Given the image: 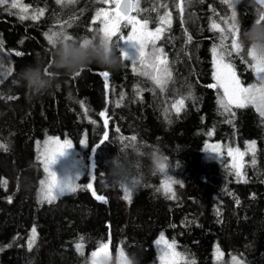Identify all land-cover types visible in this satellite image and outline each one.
Returning <instances> with one entry per match:
<instances>
[{
  "label": "trees",
  "instance_id": "16d2710c",
  "mask_svg": "<svg viewBox=\"0 0 264 264\" xmlns=\"http://www.w3.org/2000/svg\"><path fill=\"white\" fill-rule=\"evenodd\" d=\"M234 1L139 0L140 18L150 28L167 27L161 49L171 76L163 87L123 59L115 44L120 67L93 63L58 75L56 86L39 96L15 86L14 73L38 60L47 63L53 31L90 38L103 27L96 13L107 2L18 0L27 12L11 8V0L0 4V264H85L110 237V251L127 249L141 264H158L161 234L175 242L178 264H230L234 257L264 264V116L252 105L224 112L222 91L209 87L215 82L213 48H227L219 45L220 28ZM235 9L239 37L264 12L255 0H241ZM166 13L170 26L160 22ZM226 59L241 77L251 74L243 49ZM180 99L177 114L172 105ZM132 136L169 161L172 193L163 190L165 174L147 167L132 187L108 178L111 159L135 142ZM48 138L70 140L79 150L85 144L86 163L91 161L77 190L51 203L39 196L45 177L39 146ZM217 145L218 155L209 151ZM230 147L246 154L239 177L233 167L238 158L228 162Z\"/></svg>",
  "mask_w": 264,
  "mask_h": 264
},
{
  "label": "snow or ice",
  "instance_id": "6c2138e0",
  "mask_svg": "<svg viewBox=\"0 0 264 264\" xmlns=\"http://www.w3.org/2000/svg\"><path fill=\"white\" fill-rule=\"evenodd\" d=\"M9 0H0V4H7ZM105 2H108V0H105ZM112 2L115 3V9L113 10L114 14L110 15V13L101 8L97 13L96 17L97 19L103 18L101 20V23L103 27L99 29L107 38L109 41H112V38L117 35V33L120 31V22L121 20H126L127 24L132 25V31L131 33L125 38L124 36H120V41L125 42L126 44H129L131 47H134L136 49L137 55L135 57H130L128 52L121 47V55L123 59L131 61L133 66L139 63L144 65L146 68H151L156 75H153L152 73L148 71H144L142 74L145 76H150L151 79L156 83V85L163 87L164 83L166 81L163 79L164 76H171V73L169 72L167 68V59H161L160 53H162V49H153V52L151 54H148L146 56L145 48L147 45V42L151 41L154 42L156 39L160 38V34L163 31V28L158 27L155 32H149L147 31V21H144L141 23L140 21L136 20L135 17L129 16L128 13L130 10L136 8L138 5L133 3L132 0H112ZM256 3L264 5V0H255ZM57 3H61V0H57ZM11 8L17 9L20 8L21 11L27 12V8H23L19 3L18 0H11ZM39 15H43V12L41 11ZM21 19H26L28 17L21 16ZM38 18L37 15H33L32 19ZM235 19V12H233V20ZM259 20H264V12H261ZM161 24H167L170 26L171 24V18L170 14L166 13L164 16L160 17ZM127 26V25H125ZM219 25L216 23L212 24L213 29H219ZM229 31L233 34L232 41H231V49L238 53L240 51V46L238 44L239 39V33L238 29H236L235 25L233 24L232 27H230ZM64 36L62 32H51L50 35L47 36V39L49 43H51L56 37L58 36ZM65 39H71L69 36H64ZM84 43H88L87 40L84 41ZM117 47H120L119 43L116 45ZM229 55L232 54V52L228 53ZM251 56L252 54L249 53ZM213 64L215 68L214 78L216 80L215 84L209 85V87L213 88H220L222 89V96L220 97L218 103L220 107L224 110V112H230L231 107L234 105L237 108H243L247 104H255L256 94L260 93L264 95V65L260 63L251 64L250 67L256 74L257 83L251 84L248 87H244L241 85V82L239 78L236 75V72L230 63H226L224 59L223 53H217V49L213 48ZM102 75L107 79L108 73L104 72ZM184 105V100L180 99L176 101L172 107L175 109L176 113L178 114L182 107ZM256 109L258 112H260L261 116H264V110H261L258 106H256ZM100 115L103 117L106 114L101 112ZM105 127H107L108 121L105 119L104 121ZM118 131V129H117ZM211 135V133H210ZM132 141L136 140L135 136H132L130 138ZM104 140H108V133H104ZM83 143V141H81ZM55 145V147H52ZM255 148V142H252V144L249 145V150H254ZM68 149H71V142L65 140L63 144L60 143L59 138H49L48 141L45 142L44 145V152L47 157L46 163H45V172L48 173L50 179L45 181H41V200H46L49 203H51L54 199H56L57 196L64 195L66 193L75 192L77 190L76 185L74 184V180H64L60 181L57 178V174L52 171L51 165L56 163L57 157L62 156L66 153ZM211 153L219 154V146H214L209 150ZM228 154L231 156L233 155L232 149H229ZM237 155L241 158L243 157V153H240L237 150ZM252 163H255V159H253ZM242 166L234 164L233 167L236 168V175L239 177L241 175V172L239 171V168ZM164 167H161V171L165 174V180L163 182V190L165 194L172 193V183H175V181L171 180V177L167 176V172L164 171ZM78 179V177H77ZM88 188H92V185L89 184L87 186ZM93 195L95 196V192H93ZM131 198V191L128 187H124V199L130 200ZM169 198H174L173 196H170ZM96 199L100 201H104L105 198L103 196H96ZM35 237V229H33V239ZM156 245L160 246L163 245L160 248L159 253V259L161 261V264H178V257L179 253L175 252V242L169 243L163 234H161L160 238L155 241ZM77 249L80 250L82 248V244L78 243L76 245ZM102 252H108V245L107 244H101L97 251H94L91 253V256L95 257L98 256ZM121 255L123 253L121 252ZM235 260V257L233 258Z\"/></svg>",
  "mask_w": 264,
  "mask_h": 264
},
{
  "label": "clouds",
  "instance_id": "9594fccd",
  "mask_svg": "<svg viewBox=\"0 0 264 264\" xmlns=\"http://www.w3.org/2000/svg\"><path fill=\"white\" fill-rule=\"evenodd\" d=\"M61 3L71 5L75 3V0H61ZM85 40L88 43H84ZM238 44L249 63L264 65V20L258 22L256 19L243 30ZM50 46V59L47 63L41 65L38 60L14 73L15 86L23 87L29 93L39 96L56 86L58 75H73L93 63L110 69L121 65V57L117 55L115 44L99 30L84 40L65 39L61 35L56 37ZM249 53L252 55L250 56ZM49 66L57 71L49 73L41 70L42 67ZM255 104L264 110V95L257 93ZM162 166H165V172L169 171V161L155 146L149 148L146 144L135 141L128 143L123 151L118 148L116 155L110 161L107 176L116 186L132 187L142 182L145 167L152 174L159 175L164 174L161 171ZM85 264H141V258L138 253L123 249L91 256Z\"/></svg>",
  "mask_w": 264,
  "mask_h": 264
},
{
  "label": "rangeland",
  "instance_id": "374dc122",
  "mask_svg": "<svg viewBox=\"0 0 264 264\" xmlns=\"http://www.w3.org/2000/svg\"><path fill=\"white\" fill-rule=\"evenodd\" d=\"M133 1H134L135 4H137V5L139 4V0H133ZM240 1L241 0H235L234 1L235 2V6ZM235 6L233 7L232 10H230V17L231 18L228 19V20H225L223 22V24L221 25V28H220V30H221V38H220V41H219V45H220L221 49L224 47V44H226V46H227V48L225 47L226 50L223 53L226 63H229L226 58L229 57V56H233L236 53V52H234L231 49L230 46H228L229 44H231V42H229V40L232 41L233 34L229 31V29H230V27H232L233 24L235 25L236 29H238V33H239V28H238L239 26L237 25L239 21L237 19V11L235 9ZM114 9H115V3L112 2V0H108V2L106 3V10L110 13V15H112V14H114V12H113ZM221 12L223 14L226 13L225 9L223 10V7L221 8ZM233 12H235V19L234 20H233ZM140 14H141V11H140L139 6H138V7L134 8L133 14L131 16L135 17L136 20H138L141 23H143L144 21L140 18ZM148 23H147V31H149V32H155L158 27L163 28V26H160V25L150 28ZM125 25H127V26H125ZM166 29H167V27L163 28V31L161 32L159 39H156L154 42H151V41L147 42V45H146V48H145L146 56L148 54H151L153 52L154 48L155 49L163 48V45L161 44V42H163L161 36L165 32ZM131 31H132V25L131 24H127L126 20H121V22H120V31L117 33L116 36H114L112 38V41L116 45H117V43H119L120 48L121 47L124 48L128 52L130 57H135L137 55L136 49L134 47H131L129 44H126L125 42L120 41V39H119L120 36H124L126 38L131 33ZM230 37H231V39H230ZM219 52H217V53H219ZM229 52H232V54L229 55L228 54ZM160 56H161V59H164V58L167 59V68H168V70H170L169 69V57L164 53V51H162V53H160ZM246 62L249 64V67H250L251 63H249V60L246 61ZM135 67L138 70L142 71V72L148 71V72L152 73L153 75H156V73H154L151 68H146L144 65L139 63V61L137 62ZM251 70H252V68H251ZM235 72H236V70H235ZM214 73H215V68H214ZM236 75L239 78V80L241 82V85L244 86V87H248L251 84L257 83L256 74H255V72L253 70H252L251 74H249L246 78L241 77L237 72H236ZM167 77L168 76H164L163 79L165 81H167ZM215 83H216V80H215L214 84ZM220 90L222 91V89H220ZM247 105H252V106H254L256 108V106L254 104H247ZM48 140H49V138L46 139L39 146L40 161H41V163L43 165V169H45V163H46V159H47V157L45 155V152H44V145H45V142L48 141ZM59 140H60L61 144H63L64 141H65V140H61V139H59ZM67 141H70V140H67ZM70 142H71V149H68L64 155L58 156L56 163L51 165V168H52V171H54L57 174L58 180H60V181L69 180V179L70 180H74L73 181L74 184L76 185V187H78L80 180L86 174L87 170H91L90 169L91 168V164H88L91 161L86 163V158H85V151H86L85 149L86 148H85V144H82L81 148L79 150V149H77L74 146L72 141H70ZM52 147H55V145H53ZM229 149H232L233 155L230 156L228 154V162L232 163L234 158L237 157L238 159L236 160V164L237 165H241V164L243 165V159L245 158L246 154H244V152L242 151L244 155L241 158L240 156L237 155V150L238 149L231 148V147ZM219 150H220V148H219ZM228 152H229V150H228ZM241 168H242V166L239 168V170H241ZM77 177H78V179H77ZM49 179H50V177H49L48 173L45 172V177L43 178V180L47 181ZM41 187H42V185H40V188H39L40 200H41V192H40ZM66 194H69V193H66ZM66 194H64V195H66ZM64 195H61V196H64ZM61 196H57L56 199H54L53 201H56ZM41 201L49 203L46 200H41ZM162 246L163 245L158 246L159 253H160V248ZM118 250H120V249H117L116 251H118ZM174 250H175V248H174ZM110 252H112V251H110ZM177 259H178V262H179V257ZM158 264H161L160 259L158 261ZM230 264H246V263L241 261V260L235 259V260H232Z\"/></svg>",
  "mask_w": 264,
  "mask_h": 264
},
{
  "label": "water",
  "instance_id": "95a60500",
  "mask_svg": "<svg viewBox=\"0 0 264 264\" xmlns=\"http://www.w3.org/2000/svg\"><path fill=\"white\" fill-rule=\"evenodd\" d=\"M132 2H133V0H132ZM259 5L264 6V5H262V4H259ZM133 10H134V9H132V10L129 11V13H128L129 16H131V15L133 14ZM111 241H112V239H111V237H110L109 244H108V251H109V252H110V248H111Z\"/></svg>",
  "mask_w": 264,
  "mask_h": 264
}]
</instances>
